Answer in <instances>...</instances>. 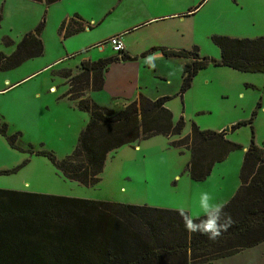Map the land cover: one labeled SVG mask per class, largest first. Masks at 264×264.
<instances>
[{
    "label": "trees",
    "instance_id": "1",
    "mask_svg": "<svg viewBox=\"0 0 264 264\" xmlns=\"http://www.w3.org/2000/svg\"><path fill=\"white\" fill-rule=\"evenodd\" d=\"M30 1L48 6L59 0ZM43 28L44 20L20 39L9 56L0 52L1 72L42 55ZM63 30V36L68 37L83 27L69 21L66 26L61 24L59 31ZM211 40L219 49L218 60L200 57L197 47L177 51L151 49L149 52L158 50L168 58L188 60L182 68L179 90L154 100L139 94L118 111L86 99L85 93L102 90L104 73L111 64L133 58L115 55L82 62L77 75L65 72L62 77L68 80L69 89L63 97L87 113L88 121L74 150L64 159L57 160L45 150L35 151L31 145L28 150L20 148L17 142L21 134L8 136L7 125L1 121L0 135L7 138L11 148L46 157L65 180L85 187L100 181L108 155L117 149L156 136L175 137L178 139L171 141V147L190 151L186 165L190 179L204 181L215 164L243 147L227 140L224 131L202 130L194 123L189 134L182 137L183 119L174 122L165 104L175 97L182 99L194 77L208 64L264 75V36L249 39L215 35ZM3 44L13 45L8 38ZM254 117L255 113L230 130L246 125L251 128ZM27 162L0 171V175L13 174ZM238 178L239 187L224 208L234 223L216 240L186 231L178 210L0 190V264H209L234 256L264 242V144L256 145L252 128Z\"/></svg>",
    "mask_w": 264,
    "mask_h": 264
},
{
    "label": "rangeland",
    "instance_id": "2",
    "mask_svg": "<svg viewBox=\"0 0 264 264\" xmlns=\"http://www.w3.org/2000/svg\"><path fill=\"white\" fill-rule=\"evenodd\" d=\"M178 2L181 12L193 10L184 14L187 18L184 19L183 25L192 32L200 57L207 59L216 57L217 60L220 58L219 49L211 40L212 36L245 38L242 36L253 34L245 31L246 22L240 23L238 16L233 15L232 9H235V6L232 5V0H178ZM43 20L45 26V18L41 19ZM11 23L12 20L5 17L3 29H0V51L6 50L3 44L4 36L17 43L20 41L15 33L7 32ZM54 30L56 29L52 27L44 33L42 40L45 46L44 56L25 61L19 67L0 74H6L13 83L12 81L23 79L40 70L49 59L56 56L51 53V46L56 45L58 49L57 45H62L61 42L57 44L58 33L56 34ZM97 30L101 34H107L110 28L103 24ZM102 47L101 53H97L98 47H96L82 56L78 54L72 59H65L70 62L56 68L50 66L0 93V121L7 125L8 136L16 132L21 134L17 142L20 148L28 150V146L31 145L35 151L51 152L57 160L71 154L77 144L79 133L88 119L83 123L82 121L86 119L82 115L86 117L87 114H80L77 109L75 112L67 110L64 102L56 101L63 91L69 89V83L67 79L61 80L55 72L66 66L74 67L81 57H88L91 54L94 57L115 55L108 44H103ZM80 71L78 69L71 75H77ZM200 71L210 78L207 90L212 97L208 102L200 99L197 104L205 106V110L193 111L190 94L183 101L175 97L177 99L174 98L166 103L174 110L175 121L181 117L185 123L181 136L189 134L192 123L198 126L195 121H201L204 129L198 126L200 129L224 131L227 140L243 148L246 144L249 145L252 128L256 145L258 143L262 146L264 75L241 73L228 68L215 67L212 64H208ZM1 79L2 77H0V88L4 85ZM50 86L53 90L48 89ZM173 90L172 85L170 92H174ZM199 90L201 89L196 88L193 94ZM184 107H186V115H182ZM253 113L255 117L251 128L246 125L230 130L234 124L248 121ZM176 139L178 138L156 136L117 149L108 155L99 176L100 181L94 186L85 187L77 182L65 180L46 157L35 154L30 156L11 148L7 138L0 135V168L10 170L15 166L18 167L22 160L28 161L19 172L0 175V190H19L29 193L33 190L35 194L170 210H178L183 206L191 210L193 218H199L203 216L199 208L200 194L210 193L214 202L219 199L216 193L217 187L224 186L225 182L222 184L219 182V177L210 178V175L207 180L205 179L206 181H192L186 171L190 151L187 148L171 147V141ZM242 150L232 151L230 155L240 153ZM23 179L29 181V189L21 188ZM230 264H264V244L237 254Z\"/></svg>",
    "mask_w": 264,
    "mask_h": 264
},
{
    "label": "crops",
    "instance_id": "3",
    "mask_svg": "<svg viewBox=\"0 0 264 264\" xmlns=\"http://www.w3.org/2000/svg\"><path fill=\"white\" fill-rule=\"evenodd\" d=\"M232 2V5L235 6V9H232L233 15L238 16L240 23L246 22L245 31L253 33L251 36L246 35L242 37L253 39L264 36V0H232ZM178 4H180L178 0H59L47 6L44 2L38 3L30 0H0V29H3L4 19L7 17L12 20L7 32H13L21 39L25 34L34 31L41 22V19L45 18V26L40 34L43 45V52L40 57L44 56L45 53V46L42 41L44 33L52 27L56 29L54 31L56 34L58 33L57 44L61 42L62 45H57L58 49H56V45L54 47L51 46V53L56 56L49 59L47 64L33 74L50 66L52 68L63 66L70 62L65 61V59H72L78 54L82 56V54L90 52L96 47H98L97 53H101L103 50L102 45L105 44L107 39L119 35L125 48L124 54L134 60L111 64L104 73L102 90L98 92L88 90L85 93L86 99H90L100 106H106L118 111L136 100L139 94L154 100L159 97L174 95L179 90L182 68L188 60L183 58H168L163 56L158 50L149 52L153 48L177 51L182 49L190 50L192 47H196L197 43L194 42L192 32L183 25L184 19L187 18V15L184 14H188L193 10L183 13L178 8ZM69 21L80 23L83 30L64 37L65 30L60 32L59 28L62 23L66 26ZM103 24L110 28L107 34H101L97 30ZM4 38H8L13 45L6 46V50L0 52L9 56L13 53L17 42L11 40L8 36H4ZM147 52L149 54L143 56ZM91 55L81 57L78 64H75L74 67L66 66L55 72V74L63 80L62 76L65 72L71 71V73H74L81 66L82 62H96L100 59L111 57L110 55L104 57H94ZM213 58L217 60L216 57ZM0 73L3 72L0 71ZM33 74L25 76L23 79L12 81L13 83L10 82L6 74H0V77H2L1 83H4L0 88V93L18 85ZM209 82V76L200 71L197 77L193 79L189 90L183 94L180 100L183 101L190 94L189 98L191 104H193V111L205 110V106L197 104L200 99L203 102H208L212 97L209 90H207ZM7 85L8 87L6 88ZM172 85L174 92H170ZM50 88L53 90L52 86L48 89ZM196 88H200L201 90L193 94ZM65 93L63 91L56 101L60 103L64 102L67 105V110L75 112V104L70 102L66 97H63ZM165 107L171 111L173 121L176 122L173 114L174 110L169 104H165ZM77 111L80 114H87L79 110ZM182 115H186V107L183 108ZM82 117L86 119L82 122L86 123L88 114L86 117L84 115ZM195 122L200 128L204 129L201 126V121ZM216 131L220 132V130ZM247 146L248 144L244 146L242 152L229 154L223 162L213 166L210 178L216 179L219 177L220 183L223 184L225 182L224 186L217 187L216 193L219 199L214 202L225 204L235 194L240 184L238 182L239 170ZM5 169L0 168V171H4ZM28 176L32 177L31 174ZM21 186V188L25 189V187H28L29 189V181L23 179ZM30 193H33V190ZM188 211L191 213V210L188 209ZM263 244L264 242L253 248ZM236 256L237 254L209 264H230V261Z\"/></svg>",
    "mask_w": 264,
    "mask_h": 264
},
{
    "label": "clouds",
    "instance_id": "4",
    "mask_svg": "<svg viewBox=\"0 0 264 264\" xmlns=\"http://www.w3.org/2000/svg\"><path fill=\"white\" fill-rule=\"evenodd\" d=\"M159 55V54H154ZM213 196L203 192L199 197V208L203 212V218H193L190 211L181 206L178 209L180 218L189 233H199L210 240L218 239L234 223L231 215L224 211L225 204L213 202Z\"/></svg>",
    "mask_w": 264,
    "mask_h": 264
},
{
    "label": "built area",
    "instance_id": "5",
    "mask_svg": "<svg viewBox=\"0 0 264 264\" xmlns=\"http://www.w3.org/2000/svg\"><path fill=\"white\" fill-rule=\"evenodd\" d=\"M105 44H108L111 47L116 56H121L125 50L119 35L110 37Z\"/></svg>",
    "mask_w": 264,
    "mask_h": 264
},
{
    "label": "bare ground",
    "instance_id": "6",
    "mask_svg": "<svg viewBox=\"0 0 264 264\" xmlns=\"http://www.w3.org/2000/svg\"><path fill=\"white\" fill-rule=\"evenodd\" d=\"M125 52V51H124ZM124 52L122 53V55L124 54Z\"/></svg>",
    "mask_w": 264,
    "mask_h": 264
}]
</instances>
